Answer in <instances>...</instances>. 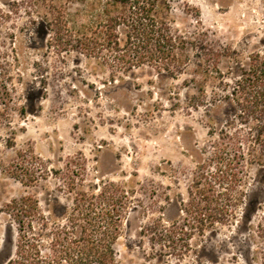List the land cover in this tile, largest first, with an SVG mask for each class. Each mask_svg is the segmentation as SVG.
Listing matches in <instances>:
<instances>
[{"label": "rangeland", "instance_id": "374dc122", "mask_svg": "<svg viewBox=\"0 0 264 264\" xmlns=\"http://www.w3.org/2000/svg\"><path fill=\"white\" fill-rule=\"evenodd\" d=\"M11 2L0 0L11 11L0 22V264L18 257L11 201L37 200L33 213L54 225L65 222L75 198L98 201L120 187L127 207L117 264H264L263 165L233 164L235 210L225 223H210L223 190L217 171L228 169L218 156L229 142L220 128H229L234 111L220 110L212 124L204 108L186 106L195 94L186 86L195 50L188 48L191 62L178 76L147 63L122 73L80 47L58 48L43 10L12 11ZM52 2L66 10L73 38L84 39L106 0ZM171 7L174 28L189 39L202 33L227 76L264 53V0H171ZM44 238L42 257L67 264L50 249V229Z\"/></svg>", "mask_w": 264, "mask_h": 264}, {"label": "trees", "instance_id": "16d2710c", "mask_svg": "<svg viewBox=\"0 0 264 264\" xmlns=\"http://www.w3.org/2000/svg\"><path fill=\"white\" fill-rule=\"evenodd\" d=\"M10 6L12 11L23 7L30 14L43 10L49 20L47 26L53 32L51 39L58 48L80 47L88 56L100 55L103 64L122 73L147 63L178 76L186 72L191 62L188 48L195 50L198 64L192 78L186 81V86L195 85V94L186 95L189 98L186 106L204 108L212 124H217L215 119L220 110L229 107L234 111L229 128H220L222 137L229 142L218 156L225 160L221 163L228 169L217 171V182L223 190L217 196L215 216L208 215L213 217L212 224L225 223L229 212L235 210L237 200L234 191L240 178L234 165L244 167L258 163L264 166V53L251 54L247 66L240 67L236 75L227 76L219 67L222 54L207 44L202 33L189 39L174 28L170 19L171 0H106L95 22L98 28L93 30L91 38L84 39L73 38L67 27L66 10L55 8L52 0H12ZM10 12L0 4V22L7 19ZM251 122L256 125L244 128ZM212 124L209 127L213 135ZM118 193L102 191L98 201L87 203L75 198L73 211L65 216V222L54 225L41 212L33 213L38 207L37 200L23 196L11 201L8 213L18 224V257L9 258L6 264H23L20 258L27 264H51L40 250L48 229L52 233L51 251L59 253L67 264H117L114 243L127 207L123 200L125 190L120 187ZM202 215L204 213H201L204 224Z\"/></svg>", "mask_w": 264, "mask_h": 264}]
</instances>
